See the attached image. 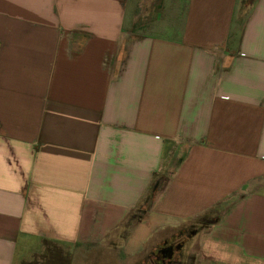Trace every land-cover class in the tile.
I'll list each match as a JSON object with an SVG mask.
<instances>
[{
    "label": "crops",
    "instance_id": "crops-1",
    "mask_svg": "<svg viewBox=\"0 0 264 264\" xmlns=\"http://www.w3.org/2000/svg\"><path fill=\"white\" fill-rule=\"evenodd\" d=\"M120 242L264 264V0H0V264Z\"/></svg>",
    "mask_w": 264,
    "mask_h": 264
},
{
    "label": "rangeland",
    "instance_id": "rangeland-1",
    "mask_svg": "<svg viewBox=\"0 0 264 264\" xmlns=\"http://www.w3.org/2000/svg\"><path fill=\"white\" fill-rule=\"evenodd\" d=\"M149 196L150 195L142 200L138 211L143 212V210L148 207ZM121 243L122 242L119 243V247H116L117 249H108L107 251L100 253V255L96 251H92L90 255V252H85V255L83 256L77 254L75 256L74 264H169L170 262L168 258L166 259L161 255L163 253H160L161 250H165L164 247H168V245L165 246L164 244H161L160 246L156 244L154 249L143 250L142 254L138 255L136 258H126L125 256H120V254L123 253V250L121 251V249L124 247V244ZM131 244L135 246L138 245L137 237L131 242ZM141 251L142 250L139 252ZM185 255V252H183L181 256L183 262L189 260L187 255ZM178 257L179 255L177 253L174 254V263ZM38 258L40 261H38ZM72 260L73 258L67 257V254L65 255L62 249L49 248L47 251L36 257L35 264H72Z\"/></svg>",
    "mask_w": 264,
    "mask_h": 264
},
{
    "label": "flooded vegetation",
    "instance_id": "flooded-vegetation-1",
    "mask_svg": "<svg viewBox=\"0 0 264 264\" xmlns=\"http://www.w3.org/2000/svg\"><path fill=\"white\" fill-rule=\"evenodd\" d=\"M175 245H172V246H168V247H164L165 250H161L160 253H163L161 255L164 256V258H168V259H171L173 258V255H174V251H175Z\"/></svg>",
    "mask_w": 264,
    "mask_h": 264
}]
</instances>
